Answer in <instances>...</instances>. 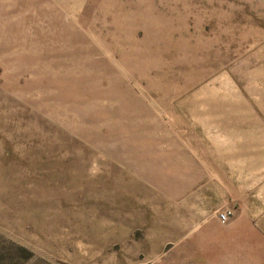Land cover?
<instances>
[{"label": "rangeland", "instance_id": "obj_1", "mask_svg": "<svg viewBox=\"0 0 264 264\" xmlns=\"http://www.w3.org/2000/svg\"><path fill=\"white\" fill-rule=\"evenodd\" d=\"M0 264H264V0H0Z\"/></svg>", "mask_w": 264, "mask_h": 264}, {"label": "built area", "instance_id": "obj_2", "mask_svg": "<svg viewBox=\"0 0 264 264\" xmlns=\"http://www.w3.org/2000/svg\"><path fill=\"white\" fill-rule=\"evenodd\" d=\"M230 214L228 213H220L218 218L221 222L226 223L229 220Z\"/></svg>", "mask_w": 264, "mask_h": 264}]
</instances>
